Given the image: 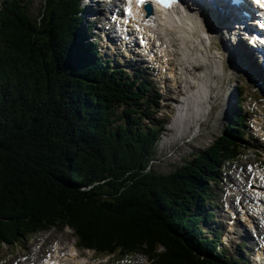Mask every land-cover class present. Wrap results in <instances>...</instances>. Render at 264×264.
<instances>
[{"label":"trees","instance_id":"trees-1","mask_svg":"<svg viewBox=\"0 0 264 264\" xmlns=\"http://www.w3.org/2000/svg\"><path fill=\"white\" fill-rule=\"evenodd\" d=\"M42 9L33 17L10 0L0 12V246L68 225L99 253L240 264L201 228L212 217L208 181L236 157L240 129L232 122L172 175L149 172L159 132L137 126L129 111L116 125L114 110L138 101L140 88L82 39L77 0H46Z\"/></svg>","mask_w":264,"mask_h":264},{"label":"rangeland","instance_id":"rangeland-1","mask_svg":"<svg viewBox=\"0 0 264 264\" xmlns=\"http://www.w3.org/2000/svg\"><path fill=\"white\" fill-rule=\"evenodd\" d=\"M30 2H31L30 11L32 15L34 17H38L41 11L43 10L42 8L45 4V0H30ZM0 4H2V0H0ZM97 7L101 11L100 20L103 21L104 19H107L108 13L104 10L108 9L109 6H105V5L103 6L99 4ZM84 23L85 25L83 26V29H85L84 27H86V21ZM97 28L98 27H96V29ZM96 29H94L93 31H89V35H93ZM86 40L87 42L93 41L90 38H87ZM102 44H104V41L101 42V45ZM177 44L178 46L175 43L174 49L178 50V47H179L180 53L181 55H183L185 59L184 54L188 53V49L186 48V46L182 44L181 41L178 42ZM103 51L104 49L102 47V53ZM103 54H104L103 57L104 56L108 57L110 60L114 61L113 62L114 66L116 67L118 66L115 64L114 54H112L111 52L110 54H105V53ZM213 56H215V53L213 54ZM118 61L124 62V60L121 58H119ZM200 62L202 63V65H198V63ZM218 64H221V63H218ZM193 65L197 66V69L194 71H203L204 73L203 79L199 80L198 82V85H199L198 94L200 95V98L208 97L210 93L212 92L211 84L213 82V77L218 72L217 73L215 72L213 73L212 76H210L209 72H207L209 70H207L206 68V63L201 60H199L197 63H194ZM123 68H125L132 75L134 74L135 70H137V66H133V67L123 66ZM156 75H157L156 72L145 70V76L149 77L153 81L156 78ZM208 76H210V79H209L210 80L209 81L210 82V92L208 91L209 95L208 93H204V90H202L200 87L203 81L205 80L207 81L206 77ZM154 84L158 88L155 81H154ZM236 84L238 85L237 82ZM246 84L248 85L249 88H251L252 85L250 84V81H248ZM216 85H217V90L214 89V95L220 94V96H214V98H212L210 103L208 104H210L211 106H217V110L216 111L208 110V107H207L208 104H205L204 102H202L204 119H203L201 127L199 128V136H196L194 140H189L190 142H188L184 140V138L189 137L190 132L188 134V132L181 127L176 132H167V134H163L156 146L154 156L152 157L153 162L150 163V167H148L149 172L155 173L158 175H163V176L172 175L176 171L180 170L181 167H183L187 162L192 161L196 156H198L203 151H205L207 148H209L211 145H213L215 140L218 137H220L221 134L225 132L226 127L231 122V116L229 113L233 112L234 110L229 112V109H232L230 105L228 107H225V102L228 100V98L224 96V90L230 87L232 88V86L230 85L222 86V83H218V84L216 83ZM256 91H257L256 87L251 88L250 92L248 90L249 92L248 97L245 99V102L241 105V110H240L242 111V117H243L242 119L243 123H241V126H245L248 132L247 140L249 142L248 144L249 150L237 162L236 167L241 169V171L247 172L248 174L251 173V167L255 166V164L259 163L260 161H262V158H264V150L260 151L258 150V148L250 144V142H255V139H256V137L251 136L253 132V126H254L253 121H255L254 117L262 113L261 109L264 110V102L260 103L257 101V98L259 99V97L255 96L254 92ZM162 97H163V100L161 102L162 110H160V114H158L157 116L153 118L163 123H166L170 120L171 110L165 109L164 106L167 103V100L164 95ZM173 97H176V95ZM233 106L235 107V103ZM204 109L205 111H207L206 113L204 112ZM123 110L124 109L120 110V113L123 112ZM193 112L194 111H190L189 119L191 120L195 119V117L193 116ZM150 122H151L150 120H146L145 124H150ZM180 129L184 130L185 136H180V137L178 136ZM165 137H169L170 141L168 143L165 142ZM172 141L174 142L170 143ZM262 146L264 149V143L262 144ZM220 171L221 173L219 174V178H217V182H214L213 184V187H214L213 189L215 190L214 192L217 196V201L215 203V205H217V208H214V211L217 217L215 218V222L213 221L210 223V225L204 226L206 232L208 233L214 227L222 230L223 232H226L225 220L223 217L224 215L223 209H224V206L227 204V201L225 200V198L227 195H229V192H227V190L234 189L240 184V181H238L240 178L237 177L238 170L234 168L232 164H229V165H226L225 167L220 168ZM230 177L233 178L232 183L229 182ZM247 183H248V180L246 181V184ZM241 189L243 190V188ZM231 199L234 200V198H231ZM220 223L222 224V226L218 225ZM50 234H52V236L48 238ZM50 234L45 235V233L43 232H38L37 234L29 237L28 239L22 240L18 246H14L13 248L4 247L3 249H0V264H29L30 260L31 259L34 260L36 259V257L39 260L40 255L37 256L36 254L39 248L42 246L45 239H47V242L43 246L42 251L44 250L47 251L48 249L53 248L55 243L57 242L74 243L76 241L73 231L69 229H66L65 231H58V230L52 229ZM230 238L231 236L228 237L226 235V237L224 238V241H225V244L228 245V249H229L228 252H230V255L233 256V258H236V257H242L244 259L248 258L250 254L253 252V249H255V247L251 243L248 242L245 246H243L245 250L242 251V249L237 245V243L229 242ZM234 240L236 242L240 241L237 238H235ZM60 246L62 247V249H65L66 251L73 250L71 245H68L65 243H61ZM26 255H29V256H26ZM28 257L29 259L26 260V258ZM94 257L100 258V256H97V255H94ZM146 259L147 258L145 257L135 256V255L131 256L130 258L123 259V258H120L118 255H113L111 256L110 262L111 264H122V263L123 264H144V263L149 264V262H147ZM103 262L105 263V260Z\"/></svg>","mask_w":264,"mask_h":264},{"label":"bare ground","instance_id":"bare-ground-1","mask_svg":"<svg viewBox=\"0 0 264 264\" xmlns=\"http://www.w3.org/2000/svg\"><path fill=\"white\" fill-rule=\"evenodd\" d=\"M252 7L253 6H251L250 8H252ZM85 14H87V12ZM155 17L157 18V23H158L156 29L157 30L161 29L163 31V34H164V35H162V39L163 40H165L167 42H170V40L172 39L171 36L176 34L179 37V41H181L182 44L184 46H186V48L188 49V53L184 54L185 55V59H184L183 55H181L182 59L177 60L174 64L171 63L170 64V69H169V71H167L172 77H174V81L175 80L177 81L176 86H170L169 89H168V91L170 93V96L168 97L169 100L175 99L176 97H173V96H175V95L178 96V94L182 93V84L185 83V80H183V79L187 78L185 75L179 74L178 72H175L174 71L175 69L176 70L179 69L182 72L185 71L188 75L191 76V71H194V70L197 69V66H195L193 64L197 63L199 60H201V61L206 63V68H207V70H209L207 72H209L210 76H212L213 73H215V72L216 73L218 72V74H221V73L223 74V72H225L226 63L223 62L224 58L220 57V56H217L218 54H216V53H215V56H213L214 53L205 46V42H207V40L204 41L203 38L200 36V34L198 32H196V31L194 32L196 27L193 24H185V25L179 26V27H177V30H174L173 32L171 30H169V29L166 31V29L169 26L165 22L160 20L161 18L166 20V16L162 15V17L160 19H159V17L157 15H155ZM182 20H184L187 23L192 22V17L188 14V12H187L185 7H184V11H182L178 15V22H175V23H179ZM148 32L151 35H153L152 34L153 33L152 30H148ZM207 33H208V30H205V32L203 30L202 35L204 37H206L205 34H207ZM154 37H155V33H154ZM212 39H213V41H217V37L216 36H212ZM163 51L165 52V51H167V49H164ZM158 56H162L161 52H160V54ZM218 57L221 60H219ZM226 60H228V59L226 58ZM161 62L162 61H160V59H158L156 61V64H160ZM218 63H221V64H218ZM240 63H242V62H240ZM239 72H240V78L244 80L245 73L242 70H240ZM178 76H180V78ZM210 76L206 77L207 81L206 80L203 81L201 83V85H200L201 89L204 90V93H208V95H209V92H210V82H209L210 81L209 80ZM250 84L254 85L253 82H250ZM229 95H230V99L232 100L233 96H234V92H231ZM229 105L232 108V101L229 102ZM263 114H264V110H262V115ZM255 175L258 177L259 180H261L259 185H261V183L264 185V181L261 179V178L264 177V171L255 170ZM253 187L256 188L255 185H253ZM73 251L74 250L66 251L65 249H63V252H66V254L64 256V259H70L73 262H77V259L73 255L69 254V252H73ZM76 264H79V263H76Z\"/></svg>","mask_w":264,"mask_h":264},{"label":"snow or ice","instance_id":"snow-or-ice-1","mask_svg":"<svg viewBox=\"0 0 264 264\" xmlns=\"http://www.w3.org/2000/svg\"><path fill=\"white\" fill-rule=\"evenodd\" d=\"M256 2L264 6V0H256ZM130 3H131V0H129V4ZM138 3L143 5L145 3V0H138ZM128 14L131 15V7H129Z\"/></svg>","mask_w":264,"mask_h":264}]
</instances>
